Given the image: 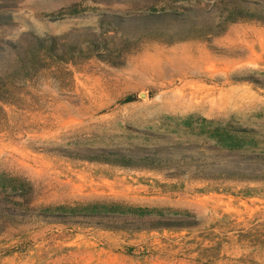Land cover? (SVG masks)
I'll use <instances>...</instances> for the list:
<instances>
[{
    "label": "rangeland",
    "instance_id": "374dc122",
    "mask_svg": "<svg viewBox=\"0 0 264 264\" xmlns=\"http://www.w3.org/2000/svg\"><path fill=\"white\" fill-rule=\"evenodd\" d=\"M232 2L264 7L0 0V72L34 36L95 29L100 20L132 30L153 13L175 12L179 23L191 10L206 21ZM217 30L205 40H146L121 67L90 59L67 67L70 74L54 66L19 85L16 103L1 106L0 174L25 180L26 190L20 204L0 198V264H264V24ZM217 125L246 129V149L214 151ZM102 150L154 156L159 167L82 159ZM223 171L246 178L216 177ZM113 202L158 208L189 225L135 230L121 219L69 215Z\"/></svg>",
    "mask_w": 264,
    "mask_h": 264
},
{
    "label": "trees",
    "instance_id": "16d2710c",
    "mask_svg": "<svg viewBox=\"0 0 264 264\" xmlns=\"http://www.w3.org/2000/svg\"><path fill=\"white\" fill-rule=\"evenodd\" d=\"M229 10L220 15H210L206 21H198L192 17L189 10L186 20L178 23L177 13L165 12L160 14H148L145 22L130 24L132 30L111 27V23L100 20L95 29H84L79 32H66L60 35L34 36L29 47L16 52L15 58L5 71L0 72V113H3L2 105H14L19 95V85L30 80L35 74L49 71L52 67L65 70L67 67L77 66L82 61L95 59L114 67L125 64L127 57L135 52L141 43L151 40L163 44L187 40H205L220 35L221 30L237 21L256 20L264 24V7L258 5L255 8L247 7L239 2H232ZM217 16V17H216ZM169 19V20H168ZM217 19V22H215ZM178 23L175 27L173 24ZM107 25V26H106ZM122 26L129 25L123 21ZM143 25L142 27H140ZM127 102L131 100H126ZM189 126V120L183 122ZM238 135L226 130L225 127L215 126L213 131L214 151L236 152L245 150L246 129ZM237 133V132H236ZM82 159L97 161L122 168H158L157 160L149 155H131L119 151H97ZM232 180H244L246 176L235 171H223L216 174ZM214 177V176H213ZM1 187L0 198L8 197L15 204L24 199L25 180L19 177L0 174ZM5 195L4 197L2 195ZM17 199V200H16ZM19 199V200H18ZM4 203V200H0ZM96 207V206H95ZM70 216H82L85 218L121 219L136 223L135 230H184L189 223L182 219L166 217L158 208L137 207L121 203H110L103 206V210L90 211Z\"/></svg>",
    "mask_w": 264,
    "mask_h": 264
},
{
    "label": "bare ground",
    "instance_id": "6f19581e",
    "mask_svg": "<svg viewBox=\"0 0 264 264\" xmlns=\"http://www.w3.org/2000/svg\"><path fill=\"white\" fill-rule=\"evenodd\" d=\"M178 96H179V95H178ZM178 96H177V97H178ZM176 99H177V98H176ZM178 99H179V98H178Z\"/></svg>",
    "mask_w": 264,
    "mask_h": 264
},
{
    "label": "water",
    "instance_id": "95a60500",
    "mask_svg": "<svg viewBox=\"0 0 264 264\" xmlns=\"http://www.w3.org/2000/svg\"><path fill=\"white\" fill-rule=\"evenodd\" d=\"M141 97H143V95H141Z\"/></svg>",
    "mask_w": 264,
    "mask_h": 264
}]
</instances>
